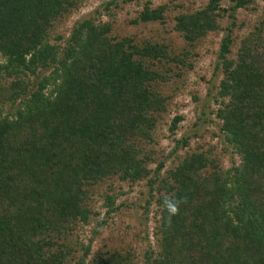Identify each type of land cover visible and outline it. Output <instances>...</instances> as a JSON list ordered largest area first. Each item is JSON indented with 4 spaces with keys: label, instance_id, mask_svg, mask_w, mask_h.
I'll list each match as a JSON object with an SVG mask.
<instances>
[{
    "label": "trees",
    "instance_id": "16d2710c",
    "mask_svg": "<svg viewBox=\"0 0 264 264\" xmlns=\"http://www.w3.org/2000/svg\"><path fill=\"white\" fill-rule=\"evenodd\" d=\"M88 1L0 0V264H264V18L233 35L236 12L257 0L177 12L179 53L161 39L118 33L115 12L139 0L103 2L66 28ZM183 1L147 0L130 24L164 25ZM221 32L207 108L222 149L191 148L203 139L192 132L165 156L156 147L172 101L163 86L192 70L190 50ZM182 120L171 119L170 134ZM142 182L154 242L146 238L140 263L133 248L93 251L100 230L87 244L76 237L99 215L96 186L105 185L98 196L110 217L124 206L115 186ZM168 196L187 197L170 226L161 207Z\"/></svg>",
    "mask_w": 264,
    "mask_h": 264
},
{
    "label": "rangeland",
    "instance_id": "374dc122",
    "mask_svg": "<svg viewBox=\"0 0 264 264\" xmlns=\"http://www.w3.org/2000/svg\"><path fill=\"white\" fill-rule=\"evenodd\" d=\"M106 1L109 0H89L70 18V20H68L66 28L71 27L74 22L87 16ZM145 1L147 0H139L138 5L134 1L127 4L123 10H117V12H115V28H118V33L121 34H140L152 39H161L176 53L182 51L184 41L173 29L175 15L177 12H192L201 9L208 2V0H184L179 10L172 8L167 15L168 18L164 25L156 23L146 26H133L130 24V20L136 17L140 5ZM150 1L153 6H158L166 3L167 0ZM229 5V0H222L221 6L223 8ZM235 16L237 26L233 30V35L234 37L241 38L252 31L254 27L258 26L259 21L264 18V1L257 0L255 4L247 10H238ZM106 19L107 17L105 16L103 21ZM226 22L229 23L225 18L221 23L223 27H225ZM223 34V32L220 34L212 33L205 37L195 49L190 50L194 59L193 69H183V74L180 78H176L174 72L171 73L172 82L163 86L165 95L172 97V101L169 111L164 116L159 126L158 132L160 141L156 147L157 151L163 152L165 156L174 149V140H179L184 135H189L192 132L202 135L203 139H192L191 148L203 144L205 146H216L217 151L222 149L220 143L221 139H215L213 137L214 134H219V125L216 121L212 122L213 116L209 115L210 108H207V104H211V98L208 96L207 92L208 88L211 86L210 80L213 77L214 63L219 49V42ZM174 71L178 73V67H175ZM203 112L205 115L202 116ZM176 115L181 116L183 120L178 124V129L173 135L170 134L167 126ZM198 117H202L206 121H198ZM181 153H183V151H181ZM223 164L225 167L229 166L227 158L223 160ZM171 165V161H168L166 162L165 168ZM104 189V184L96 186L94 189L95 196L91 202L94 212L99 214L98 217L95 219L91 218L88 224H79L76 237L84 244H87L93 236L92 231L100 230L99 235L96 236L92 242L91 249L93 251L98 248H104V246L106 248L117 249L133 248L135 254L139 257L138 261L140 263L141 253L146 249V238L151 246H153L154 242L152 236L154 227V208L150 207L152 212L149 214L148 220L144 219L142 209L148 197V189L144 182L133 188L116 185L115 189L121 196L116 205L123 204L124 206H122L120 211L112 214L110 217L105 215V209L102 208V200L98 196V193L103 192ZM106 218H108L107 225L99 229V227H97V222Z\"/></svg>",
    "mask_w": 264,
    "mask_h": 264
},
{
    "label": "clouds",
    "instance_id": "9594fccd",
    "mask_svg": "<svg viewBox=\"0 0 264 264\" xmlns=\"http://www.w3.org/2000/svg\"><path fill=\"white\" fill-rule=\"evenodd\" d=\"M187 202L186 196L174 197L168 196L165 197L162 201L161 207L167 212V216L165 218V223L167 225H171L173 217L178 215L179 209L181 205Z\"/></svg>",
    "mask_w": 264,
    "mask_h": 264
}]
</instances>
